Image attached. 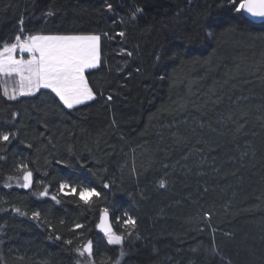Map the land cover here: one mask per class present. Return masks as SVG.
I'll use <instances>...</instances> for the list:
<instances>
[{
    "label": "trees",
    "instance_id": "16d2710c",
    "mask_svg": "<svg viewBox=\"0 0 264 264\" xmlns=\"http://www.w3.org/2000/svg\"><path fill=\"white\" fill-rule=\"evenodd\" d=\"M236 17L231 0H0V46L23 19L102 51L73 108L47 88L10 99L0 77V264H88V241L91 264H264V24Z\"/></svg>",
    "mask_w": 264,
    "mask_h": 264
},
{
    "label": "snow or ice",
    "instance_id": "6c2138e0",
    "mask_svg": "<svg viewBox=\"0 0 264 264\" xmlns=\"http://www.w3.org/2000/svg\"><path fill=\"white\" fill-rule=\"evenodd\" d=\"M106 6L109 11L112 10L111 3ZM231 7L237 14L236 18L240 23L254 24L259 22L264 24V0H231ZM141 12L143 9L137 7L131 15L135 18L136 14ZM48 14L51 15L52 13L49 12ZM19 24L21 25V32L14 37L15 42L3 43L0 46V77L17 78L15 79L16 87L12 89L4 87V94L10 99H15L18 95H34L42 88H47L51 89L68 108L93 100L96 94L89 86L85 71L96 68L100 63L101 36L96 34L25 35L22 28L23 19L19 21ZM124 35V32L119 33L121 37ZM209 35L212 33L210 32ZM17 50L21 53L27 52L29 57L24 59L21 56L17 59L14 55ZM127 54L132 55L131 52ZM111 99L112 97L109 96L108 100ZM11 135L13 134L9 132L0 134V141L9 142ZM21 167L26 168L27 166L21 165ZM32 175L31 171L25 172L23 177L25 182L22 187H31ZM164 186V181H161L160 187ZM65 189L68 191L65 192ZM59 191L65 195H78L86 205H91L93 197L101 196V193L95 188H81L78 192L76 187L64 183L60 185ZM41 195L47 196V190ZM52 199L56 200V197L53 196ZM15 211L21 213L20 208H15ZM108 211L107 208L103 210L104 216L99 227L107 237L109 244L122 245L123 237L116 235L107 223ZM21 214L26 215L27 213ZM125 216L127 217L124 221L125 225L135 228L136 220L127 216V213ZM32 218L39 219L40 213L33 212ZM81 227L82 225H76V228ZM49 239L52 237L50 236ZM67 243L71 244L72 242L68 241ZM75 251L81 257H87L88 264H91L92 241H88L83 248H76ZM123 255L124 253L121 251L120 256Z\"/></svg>",
    "mask_w": 264,
    "mask_h": 264
},
{
    "label": "rangeland",
    "instance_id": "374dc122",
    "mask_svg": "<svg viewBox=\"0 0 264 264\" xmlns=\"http://www.w3.org/2000/svg\"><path fill=\"white\" fill-rule=\"evenodd\" d=\"M41 35H89V34H41ZM98 35V34H96ZM24 55V53H21ZM14 55L16 56L17 59H19L21 57V55L19 56L17 53H14ZM26 56V55H25ZM24 56V59H27L26 57ZM101 57H102V51H101V42H100V61H101ZM100 64V63H99ZM88 70V69H87ZM86 70V71H87ZM86 71H85V75H86ZM87 77V76H86ZM31 183H32V178H31ZM111 215V214H110Z\"/></svg>",
    "mask_w": 264,
    "mask_h": 264
},
{
    "label": "bare ground",
    "instance_id": "6f19581e",
    "mask_svg": "<svg viewBox=\"0 0 264 264\" xmlns=\"http://www.w3.org/2000/svg\"><path fill=\"white\" fill-rule=\"evenodd\" d=\"M257 23H259V22H257ZM23 31H24V34H25V35H28V34L34 35V34L30 33L29 31H26V30H24V29H23ZM19 34H20V33H19ZM22 38H23V37H22ZM14 42H15V41H14ZM16 53H17L19 56H20V55L23 56V58H24L25 55H26V56H25L26 58L29 57V54H28L27 52H24V55H23V54H21V52H20L19 50H17ZM12 81H13V84H16V83H15V79H12V80L10 81V83H11ZM15 87H16V86H15ZM18 96H19V95H18ZM102 213H103V212H102ZM101 216H102V214H101ZM100 220H101V218H100ZM99 223H100V222H99ZM112 223H113V222H112ZM113 225H114V224H113ZM98 227H99V224H98ZM86 244H87V243H86ZM86 244H85V245H86ZM85 245H84V246H85Z\"/></svg>",
    "mask_w": 264,
    "mask_h": 264
},
{
    "label": "water",
    "instance_id": "95a60500",
    "mask_svg": "<svg viewBox=\"0 0 264 264\" xmlns=\"http://www.w3.org/2000/svg\"><path fill=\"white\" fill-rule=\"evenodd\" d=\"M103 216H104V212L102 213L101 220H102ZM101 220H100L99 225L101 224ZM107 223L109 224V226L112 228V230H113V232H114V231H115V227H114V225H113V223H112L111 215H110L109 212H108V220H107ZM99 230H100L102 233H104L100 227H99ZM93 251H94V246H93Z\"/></svg>",
    "mask_w": 264,
    "mask_h": 264
}]
</instances>
